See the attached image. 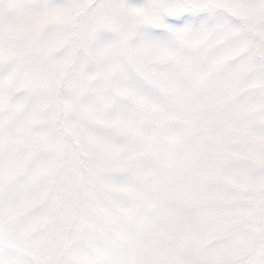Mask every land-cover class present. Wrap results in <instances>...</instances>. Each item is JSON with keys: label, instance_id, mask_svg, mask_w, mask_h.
<instances>
[{"label": "snow or ice", "instance_id": "6c2138e0", "mask_svg": "<svg viewBox=\"0 0 264 264\" xmlns=\"http://www.w3.org/2000/svg\"><path fill=\"white\" fill-rule=\"evenodd\" d=\"M0 264H264V0H0Z\"/></svg>", "mask_w": 264, "mask_h": 264}]
</instances>
